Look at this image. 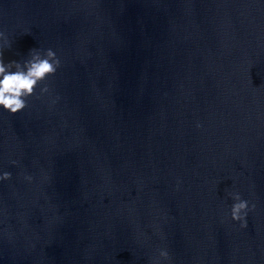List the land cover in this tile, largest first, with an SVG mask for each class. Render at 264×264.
Masks as SVG:
<instances>
[{"label":"water","instance_id":"water-1","mask_svg":"<svg viewBox=\"0 0 264 264\" xmlns=\"http://www.w3.org/2000/svg\"><path fill=\"white\" fill-rule=\"evenodd\" d=\"M0 31L61 62L0 107V264H264V0H0Z\"/></svg>","mask_w":264,"mask_h":264},{"label":"clouds","instance_id":"clouds-1","mask_svg":"<svg viewBox=\"0 0 264 264\" xmlns=\"http://www.w3.org/2000/svg\"><path fill=\"white\" fill-rule=\"evenodd\" d=\"M0 41L7 45L8 40L4 32L0 31ZM3 45H0V107L11 114H16L28 106V98L35 95V90L49 76L55 75L60 67V59L52 49H47L43 55L35 49L30 51V58L23 63L11 61L5 63L3 60ZM48 86L45 84L40 88V93H47ZM200 125L198 124L197 127ZM13 164L16 161L12 162ZM11 179V173L3 172L0 180ZM31 179V177H26ZM235 201L231 207V219L239 221L241 228L247 227L246 216L249 203L241 198L238 192L229 193ZM254 207V205H253ZM159 258L168 259L169 253L166 249L159 250ZM159 264V260L156 261Z\"/></svg>","mask_w":264,"mask_h":264}]
</instances>
